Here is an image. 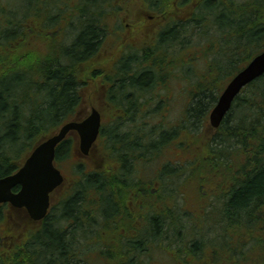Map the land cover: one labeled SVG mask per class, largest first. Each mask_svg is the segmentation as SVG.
Masks as SVG:
<instances>
[{
	"label": "trees",
	"instance_id": "obj_1",
	"mask_svg": "<svg viewBox=\"0 0 264 264\" xmlns=\"http://www.w3.org/2000/svg\"><path fill=\"white\" fill-rule=\"evenodd\" d=\"M51 1L55 0H27L29 7H24L23 13L10 6L21 0H0V79L5 81L0 88V177L20 166V156L15 154L18 144L31 148L75 116L84 99V86L89 93L93 91L86 81L99 72L91 68V61L98 62L94 50L103 33L88 13L83 24L69 26L66 39L55 43V53L63 47L59 55L39 53L37 40L26 39L32 14L43 20L48 15L52 28H57L60 20H54V14L60 18L70 13L67 7L49 4ZM186 3L192 6V10L183 11L190 13L186 24L176 21L182 16L177 11L170 10L174 12L170 14L165 10L169 23L165 38L159 41L161 46L155 50L165 46V85L173 69L183 67L171 57L195 46L188 38L190 30L197 37L210 38L201 46L200 57L214 47L219 50L224 45L226 50L214 61L208 59L206 72L189 85L190 101L183 119L177 126L165 123L166 147L182 129L193 137L191 141L178 139L170 146L189 153L185 163L203 151L199 172L169 176L183 179L186 175L189 193H181L180 183L165 185V194L142 192L139 186L146 183L131 179L128 166H114L115 136L120 128L128 130L126 123L130 121L116 116L118 109L128 114L130 106L109 96L110 121H115L102 133L107 136L103 150L106 162L112 166H72L74 177L68 179L60 201L40 224L7 204L0 205V264H157L162 252L171 256V264H264V75L236 98L219 129L210 132L208 120L231 78L264 50V0ZM31 9L35 11L31 13ZM7 16L11 18L8 24ZM7 47L13 55L4 57L1 53ZM16 52L20 56L13 58ZM126 68L116 80L118 92L153 93V79L134 75ZM180 77L187 80L182 74ZM71 155L72 142L65 140L56 150L58 164L70 162ZM171 164L165 166V173L174 166ZM210 174L212 181L208 183ZM207 185L215 189L213 198L219 202L215 205V199L211 200L210 211L204 201L201 203ZM190 193L196 199L192 200ZM181 195L184 201L177 200ZM216 210L219 217L212 220Z\"/></svg>",
	"mask_w": 264,
	"mask_h": 264
},
{
	"label": "flooded vegetation",
	"instance_id": "obj_2",
	"mask_svg": "<svg viewBox=\"0 0 264 264\" xmlns=\"http://www.w3.org/2000/svg\"><path fill=\"white\" fill-rule=\"evenodd\" d=\"M188 0H70L71 7L67 6L66 0H55L49 4L64 5L70 11L66 13L68 25H73V18L76 17V24L81 25L86 21L85 14L97 22L103 33V38L97 46L95 56H104L98 62V74L89 78L91 85L98 79L97 92L100 95H91L82 103L90 106L95 100L104 107H111V96L119 104L130 106L129 113L118 109L119 115L116 118L126 120L129 123L124 131L122 128L117 132L116 138V163L114 166H128L129 173L135 178V182H145L146 185L139 186L142 192L165 194V46L159 41L165 38V10L170 14L177 11L181 14L177 22L188 23L190 17L183 13L191 9L187 4ZM53 5V4H52ZM193 10L197 7L194 4ZM64 6H61L62 8ZM77 7V8H76ZM196 10V9H195ZM156 11V12H154ZM54 14V20L59 19ZM51 25V17L49 18ZM121 24V27H118ZM161 42V41H160ZM129 67L134 75L147 76L154 80L153 93L141 95L138 91L122 94L118 92V82L122 71ZM112 77H110V75ZM145 76V77H146ZM112 78L113 81H108ZM135 83V88H138ZM86 87V86H84ZM93 91L95 89L93 88ZM111 91V94L109 93ZM113 91V92H112ZM89 99V101H88ZM82 113L80 112V115ZM86 114L78 119L82 120ZM76 144L79 145V136L75 134ZM104 142L95 147L83 160L84 166H96V154L100 160L97 166H112L106 164V155L103 152ZM81 153L80 147L76 151ZM151 170H154L156 179H151ZM153 177V176H152ZM155 185L154 189H151ZM144 194V193H141ZM28 216L27 212H25Z\"/></svg>",
	"mask_w": 264,
	"mask_h": 264
},
{
	"label": "water",
	"instance_id": "obj_3",
	"mask_svg": "<svg viewBox=\"0 0 264 264\" xmlns=\"http://www.w3.org/2000/svg\"><path fill=\"white\" fill-rule=\"evenodd\" d=\"M264 75V51L255 56L227 84L210 113V124L218 128L231 110L242 90ZM102 124V116L94 108L83 121L65 123L57 132L38 144L14 174L0 178V204L25 208L35 221L44 219L51 205V193L61 187L65 177L55 165L56 148L70 132L80 136V149L88 155L95 145ZM19 187L18 192L13 189Z\"/></svg>",
	"mask_w": 264,
	"mask_h": 264
},
{
	"label": "rangeland",
	"instance_id": "obj_4",
	"mask_svg": "<svg viewBox=\"0 0 264 264\" xmlns=\"http://www.w3.org/2000/svg\"><path fill=\"white\" fill-rule=\"evenodd\" d=\"M27 0H24V3H26ZM67 2V6L71 7L72 5L70 4V0H66ZM28 5V4H27ZM26 5V6H27ZM17 6V11H22L24 13V10L21 8V2L19 5ZM29 6H27L28 8ZM32 10V9H31ZM69 11V9H68ZM70 12V11H69ZM22 15V14H21ZM68 17L65 16L63 17V19L60 21V30L56 29V27L52 28L53 26H46L45 23L42 19L41 16L33 15L32 19H31V32H26V39L29 40L30 42L32 41H36L39 43H42L43 47H46L48 43H55L58 39V37H62L65 33L66 30V24L68 23L67 21ZM118 27H121V24H118ZM210 27V26H209ZM209 31H213L211 29V27L209 28ZM187 36V35H186ZM190 39L191 44L196 45H200L199 47H187L185 49H182L179 51V53L177 54V56H172L171 59L177 61L181 66L183 65V67H176V69L174 68L173 71V76H169L168 79L166 80L168 83L167 85H165V123L166 125H174L177 126L176 122L180 121L183 119V116L185 115V111L187 108V105L190 101V87L189 85H193L195 83H197L198 79H200L201 73L206 72L207 70V61L212 60L214 61L215 58L222 56V54L224 52H226L225 50V46L222 45L221 47H219V50H216V47H214V49H210L207 54L205 55V57H200L201 54V46L203 44H206V42L210 41V38H202V37H197L195 35L192 34V30L189 31L188 33V38ZM222 44H224L221 41ZM63 47H60L58 50H56L57 54L61 53ZM5 52H2L1 55L5 57L6 56H10L13 55V51L11 49V47H7L5 50ZM24 53H22L23 55ZM225 54V53H224ZM20 56V53H15V55L13 56V58H18ZM185 64V65H184ZM166 69H168L166 67ZM9 72V71H8ZM219 72H216L217 76H218ZM182 75H184V77L187 80H184V78L180 77ZM190 80V81H189ZM189 81V83H188ZM3 82H5L3 79H0V88L3 89L4 84H2ZM87 82H89V80H87ZM93 86L92 88L97 89L98 84H99V80L96 79L93 82ZM91 95H96L97 96V91H92L90 92V96ZM89 100V99H88ZM94 105H98V101L95 100ZM113 124V122H111L110 120L106 121V126L107 129L109 130L111 128V125ZM211 125V124H210ZM222 126V125H221ZM219 129V128H218ZM189 139V141H191L193 139V137H190V133L187 130L182 129L180 131V136L172 141L170 143L169 146H165V163H169L171 160H176L177 158L181 157H185L187 156L185 159H189L190 155L188 153V155L184 154L183 150H179V148H175L172 149L170 151H168L170 148V146L175 143L178 139ZM194 146V145H193ZM195 147H192V150H194ZM30 148H22L21 144H18V146L16 147V153L18 156H20V158H24V156L29 152ZM203 159V151H199L198 154H196V157H193L192 159L188 160L187 163H185V161H183V159L179 158V162L181 161V166H178V170L176 166H169V168L167 169L165 176V185L166 187H169L170 185L173 184H181L180 186V191L182 194H187L189 193V187H187V183L184 181V178L187 176H189L190 174L194 173L193 170L196 171H200V166L203 165L202 162ZM170 160V161H169ZM173 164H176L177 162H172ZM72 163L71 162H65V163H61L60 166H62L63 171L65 172V174L72 178ZM167 165V164H165ZM7 167L4 168V170ZM1 171V170H0ZM186 173V175H184V178L180 179L181 182H177L175 179L173 178H169V176H173V175H177L178 173ZM196 175V174H195ZM131 179H135L133 176H130ZM212 175H209V179H208V183L212 181L211 179ZM213 187H211L210 185L205 186V198L202 200H199L202 204L203 201L205 202L206 206V210H211L213 208H210V202L211 200L215 199L213 198L215 196L216 193H214ZM193 191V190H192ZM195 193V191H193ZM179 194V193H178ZM62 195V191H58V193L55 195V201L58 202L60 200V197ZM189 195H192L191 199L194 200L196 199L193 193H190ZM177 200L180 201H184L185 197L183 195L181 196H177ZM179 201V202H180ZM178 202V203H179ZM193 202V201H191ZM197 206V209L200 208V204L198 202H195ZM215 205L218 204V200L217 198L214 200ZM191 206H193V204L190 203ZM217 209H219V206L216 207ZM212 220L217 219L219 217V212L213 211L212 212ZM2 227L0 226V237L2 236ZM158 257L161 258V260H163L161 262L157 261V264H171L170 258L167 256V254H165L164 252L160 253L158 255Z\"/></svg>",
	"mask_w": 264,
	"mask_h": 264
},
{
	"label": "bare ground",
	"instance_id": "obj_5",
	"mask_svg": "<svg viewBox=\"0 0 264 264\" xmlns=\"http://www.w3.org/2000/svg\"><path fill=\"white\" fill-rule=\"evenodd\" d=\"M223 121H224V120H223ZM223 121H222V123H223ZM222 123H221V124H222ZM221 124H220V126H221ZM220 126H219V127H220ZM219 127H218V128H219ZM218 128H217V129H218Z\"/></svg>",
	"mask_w": 264,
	"mask_h": 264
}]
</instances>
